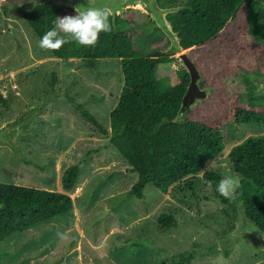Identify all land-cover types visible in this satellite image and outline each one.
Returning <instances> with one entry per match:
<instances>
[{"label":"rangeland","instance_id":"1","mask_svg":"<svg viewBox=\"0 0 264 264\" xmlns=\"http://www.w3.org/2000/svg\"><path fill=\"white\" fill-rule=\"evenodd\" d=\"M19 1L23 0H0V90L7 100L0 104V126L15 116V110L40 104L33 127L17 138L21 154L0 148V183L68 193L73 209L0 242V264H171L182 253L194 255L189 264H264V250L252 234L228 243L238 209L234 200L223 204L205 183L209 163L194 189L177 183L163 193L148 185L143 199L130 195L138 174L109 143L110 115L124 82L120 61L103 59L92 65L81 59H58L40 47V38L22 14L11 10ZM258 16L264 32V7ZM135 20L141 53L151 52L155 41L168 47L169 39L150 17ZM175 60L157 65V76L162 77V70L185 69ZM248 74L224 77L227 89L239 92L244 100L258 89ZM67 97L83 105L107 134ZM255 98L264 104V94ZM222 134L225 148L211 160L215 164L211 171L241 181L230 152L252 137L264 138V124L227 122ZM70 165L79 166L80 176L72 190H65L62 175ZM162 213L172 215L177 225L164 229L158 221ZM217 241L220 245L228 241V246L214 252Z\"/></svg>","mask_w":264,"mask_h":264},{"label":"trees","instance_id":"2","mask_svg":"<svg viewBox=\"0 0 264 264\" xmlns=\"http://www.w3.org/2000/svg\"><path fill=\"white\" fill-rule=\"evenodd\" d=\"M158 1L163 7H188L168 18L184 50L202 68V86L215 88L204 103L191 111L185 123L172 120L189 85V73L170 68L162 70V77L157 76V65L176 61L173 55L165 54L167 46L160 41L153 43L151 52L138 50L135 18L149 19L147 14L130 9L126 19L117 16V31L111 16V31L101 32L94 46H81L69 40L59 49H49L58 59H81L88 63L103 59L120 61L124 82L110 115L109 143L138 174L130 192L138 199L144 198L148 185L163 193L177 183L194 189L206 164L220 157L225 148L222 129L227 122L264 124V104L258 102L261 98H255L254 91H250L244 100L239 92H230L224 82V77L233 73H264V32L258 16L264 0ZM11 10L21 13L40 39L53 27L57 16L77 15L74 10L58 8L51 2L32 11L20 10L17 5ZM67 100L107 134V129L83 105L72 97ZM0 104H7L1 90ZM230 161L241 177L234 198L245 202L247 216L264 230V138L252 137L235 146ZM79 176L78 165L67 167L62 175L64 189L72 190ZM222 178L219 172L203 173L215 196L223 204H232L234 198L226 199L216 191ZM72 209L73 199L68 193L0 183V242L37 223L70 214ZM158 221L164 229L177 225L175 218L166 213ZM193 259L194 255L182 253L173 257L171 264H189Z\"/></svg>","mask_w":264,"mask_h":264},{"label":"water","instance_id":"3","mask_svg":"<svg viewBox=\"0 0 264 264\" xmlns=\"http://www.w3.org/2000/svg\"><path fill=\"white\" fill-rule=\"evenodd\" d=\"M49 2L53 3L58 8H69L75 12L76 8L78 10H84L88 7L110 9L113 13L112 23L115 31H117L116 17L120 16L121 18L126 19L127 10L136 9L147 14L150 19L154 21L156 27L159 28L169 39V45L164 51L165 54L173 55L175 59L178 58L190 76L189 85L183 95L180 108L172 120L173 122L179 124L185 123L191 111L198 105L204 103L209 95L214 92V87L202 86L204 80L203 75L199 67L189 56L188 51L184 50L178 32L173 29V25L168 18L169 14L188 9L187 6L179 5L163 7L159 4L158 0H39L38 5L28 2V0H23L17 3V7L20 10L32 11L36 7L45 5ZM91 64L94 65L95 62L91 61ZM154 65L155 62L152 63L153 67ZM248 75H250L252 83L258 86L254 96L258 97V95H263L264 74L249 73ZM39 104L40 103H36L31 107L17 109L15 110L14 117L7 121H3V124L0 126V148H8L14 155L21 154V149L17 144V138L33 127L35 116L39 111ZM234 203L238 209V217L235 228L227 235L229 241L227 242L232 244L239 236L252 234L260 241L264 250V235L261 234V232L264 233V230L247 216L246 206L243 200L234 198ZM246 226H254L257 230L252 231V228L249 227V232H246ZM227 242H224L222 245ZM220 244V241L216 242L214 252H217L222 248V245Z\"/></svg>","mask_w":264,"mask_h":264},{"label":"clouds","instance_id":"4","mask_svg":"<svg viewBox=\"0 0 264 264\" xmlns=\"http://www.w3.org/2000/svg\"><path fill=\"white\" fill-rule=\"evenodd\" d=\"M38 5L39 0H28ZM77 15L64 17L57 16L53 27L48 30L39 41L42 48L59 49L69 40H74L81 46H94L101 32H110V17L113 15L110 9H99L88 7L84 10L76 8ZM208 170H214L215 164L209 162ZM240 188V181L233 176H224L216 185V191L226 199H232ZM251 227L252 231L257 230L254 226H246L245 231ZM262 235L264 233L261 232Z\"/></svg>","mask_w":264,"mask_h":264}]
</instances>
